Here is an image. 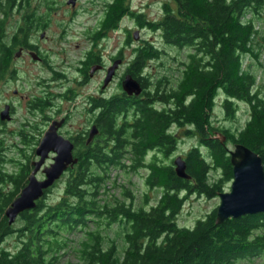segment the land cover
I'll list each match as a JSON object with an SVG mask.
<instances>
[{
	"label": "trees",
	"instance_id": "trees-1",
	"mask_svg": "<svg viewBox=\"0 0 264 264\" xmlns=\"http://www.w3.org/2000/svg\"><path fill=\"white\" fill-rule=\"evenodd\" d=\"M128 1L111 2L104 29L128 17L158 35L161 47L139 40L124 66L141 94L91 101L99 111L96 141L75 140L76 163L35 208L18 216L17 226L4 213L27 183L30 161L13 173L0 171V182L7 184L0 186V246L11 236L18 242L15 250L0 248V264H59L69 255L75 261L65 264H264V213L216 224L214 209L191 228L176 220L189 195L217 198L232 181L229 144L258 154L264 168V92L243 62L258 60L254 21L264 15V0H166L156 21L130 10ZM124 41L125 49L133 45ZM10 54L2 51L3 71ZM164 59L168 68L153 76L148 65ZM219 99L229 121L246 105L247 122L215 127L211 114ZM181 137L196 141L177 156L189 180L173 168ZM2 161L0 154V169ZM111 170L119 173L112 177ZM215 172L218 177L211 178ZM131 175H143L146 188L159 192L153 203L144 194L136 206ZM115 227L118 238L108 232Z\"/></svg>",
	"mask_w": 264,
	"mask_h": 264
},
{
	"label": "flooded vegetation",
	"instance_id": "flooded-vegetation-1",
	"mask_svg": "<svg viewBox=\"0 0 264 264\" xmlns=\"http://www.w3.org/2000/svg\"><path fill=\"white\" fill-rule=\"evenodd\" d=\"M111 2L113 0H102L100 5L98 0H0V34L2 35L0 37V62L4 49H9V53H11L7 67L4 71L0 69V145L5 141V138L2 137L4 134L17 136L21 144H28L29 138L25 129H9L7 131V125L15 120L17 112L23 106L30 112L29 117L36 116L37 123L33 125L29 122V125L37 127L36 130L41 128V131L36 134L38 135L35 143L37 147L43 140L44 134L53 125L57 128V134L71 141L72 144L77 138H80L79 141L81 140L85 144H92L96 141L99 133L96 132L95 137L90 140L89 132L93 126L98 127L96 119L99 117V111L90 107L91 101L106 100L114 95L122 96L123 79L129 76L124 68L126 63H123V59H120L118 55L125 49L122 45L125 41H122L117 50L115 49L109 60L104 55L106 40L111 38L109 34L118 30L116 29L117 25L109 30L104 29ZM60 13L62 14L60 15ZM80 15H89V17L94 15L95 18L92 25L77 30L78 33L85 34L86 38L81 43L86 45L81 46L79 42H76L74 47L80 52L74 59L69 57L68 44L66 43L69 37L76 38L71 29L75 27L74 21ZM57 16L59 17L57 18ZM57 19H59V24ZM52 21L58 25L50 31L53 37L48 32ZM128 37L130 36L127 33L126 44L131 40L127 41ZM131 42L128 43V46L133 44ZM70 46L72 47V45ZM25 60L28 61L29 66L34 64L39 68L33 84H28L30 79L28 80L27 76L20 75V72H24V68L28 65ZM117 61L120 64L116 67L108 85L104 86L103 80H105L110 67ZM19 62L24 66L18 67ZM120 66L123 70L118 79L116 72ZM96 77H100L98 95H89L86 98L88 125L84 132L68 133V130L65 129L69 114L62 113L58 107L63 102L68 101L70 104V100L76 97L72 84L85 86L89 82L88 80ZM114 79L118 81V88L121 91L117 90L118 92L114 94L108 93ZM9 85L12 86L8 88L11 94L7 93L8 96H5L3 88ZM59 123L61 124L58 127ZM35 150L36 147L32 150L33 156L30 157L31 170L32 162L38 160ZM54 156L55 154H49L47 165L51 163L50 159ZM38 177L39 179L44 178L41 174ZM1 185L7 184L0 182Z\"/></svg>",
	"mask_w": 264,
	"mask_h": 264
},
{
	"label": "rangeland",
	"instance_id": "rangeland-1",
	"mask_svg": "<svg viewBox=\"0 0 264 264\" xmlns=\"http://www.w3.org/2000/svg\"><path fill=\"white\" fill-rule=\"evenodd\" d=\"M166 0H129L127 3L129 4V9L136 12V11H140L143 13V15L145 16V18L147 20H159L161 18V5L162 3H164ZM98 4L101 5L102 0H98ZM62 13H60L61 15ZM59 16H57L58 18ZM249 17V16H248ZM94 15L92 17H89V15H80L79 17H77L76 21H74V26L72 27V31L75 33V37H69L68 42L66 44H68V49H69V57H73L74 59L77 58V53L80 52L79 49L75 48L74 45L76 44V42H79V44L81 46L86 45L81 43L83 40H85V34H81L78 33V29H82V28H86L87 26L92 25L93 19H94ZM57 22L59 24V19H57ZM256 28L259 29V34L258 36H260L259 39V45H258V53H257V58L258 60H256L255 58H250V59H245L244 62V66H246L248 68V70H250L251 72H253V74L256 76V87L258 89H260L261 91L264 92V42H261L260 39L262 37V35L264 34V15L260 18V19H256L254 21ZM57 23H55L54 21L51 22L50 25V30L48 31L50 36L53 37L52 33L50 31H52V28L54 29V27L58 26L55 25ZM116 29H118L115 32L110 33V37L108 38V40H106L105 43V56L107 57V60H109L110 56H112V54L115 52V49L117 50L120 46L122 41L125 40L126 34L128 33V35L130 36V41H132L131 43H133V45L129 46L128 48L123 50V63H126L130 57V53H131V49L134 46V44H136L137 42H139V40H147V41H152L154 43H156L157 46L161 47V42L160 40H158V35L157 34H152L150 33L147 29H141L138 28V26H136L135 22L133 21V19H130L128 17H123L119 23L117 24ZM105 42V41H104ZM72 45V47L70 45ZM104 44V43H102ZM124 45V43L122 44ZM168 53L172 54V56H174L175 52L173 50H169ZM104 56V57H105ZM26 61V60H25ZM165 61V62H164ZM164 61L160 62H152L150 63L149 66V72L154 76L156 74H158V76L160 75L159 73H163L165 71V69L168 68V62L166 59H164ZM26 64H28L25 68H24V72H20L21 76H27V79H30V83L28 84H33V80L36 76V74H38L39 68L32 64L29 66L28 61H26ZM171 65V63H170ZM18 67H23L24 65L21 64L20 62L17 64ZM123 66V64H122ZM122 66L119 67L118 71L116 72L118 79L121 76L122 73ZM100 76V75H98ZM100 77H96L92 80H88L89 82L84 86H80V85H74L72 84V88L74 89V92L76 94H74L76 97L72 98L70 100V104L69 102H63L61 104L60 107H58V109H60L62 111V113H66L69 114V119L67 120V127L65 130H68V133H76V132H84V130L86 129V126L88 125L87 123V111H86V107L87 106V101L86 98L89 95H98V85H99V81ZM115 81L112 83L109 92H112V94H114L115 92H118L120 89L118 88V81L116 79H114ZM24 81V80H23ZM9 87H12L11 85L6 86L3 88V93L5 96H8L7 93H10V90H8ZM72 89V90H73ZM118 90V91H117ZM121 91V90H120ZM28 95V93H26ZM221 99H219L218 101H216L215 103V108L212 112V122L214 124L215 127H225V128H237L239 126L244 125L247 122V119L249 117V112H248V108L246 107V105L244 104H240L238 112L236 113V117L234 120H226L225 116L223 115L224 113H222L221 111ZM30 112L28 110H26V108L23 106L21 109H19V111L16 114L15 120L7 125V131L9 129H25V132L29 138V142H27V145H23L20 143L19 138L17 136H12L9 134H4V136H2L3 138H5L4 143H2L0 145V154L1 157H4V159H6V161H2L3 165L0 169V171L2 172H6L8 174L15 172L18 167L17 166H22L28 163V159L30 161V157L33 156V152L32 150L35 149V147H37L36 143V139L37 136L36 134H38L41 131V128L39 130H36L37 127H33L31 125H29V122L31 124H36V116L35 117H29ZM62 115V114H60ZM34 119V121H33ZM26 126V127H24ZM64 130V131H65ZM66 132V131H65ZM33 133H35L34 135H32ZM67 133V132H66ZM65 134V133H64ZM216 138H219L218 135L215 136ZM181 143L178 147V150L176 152V154L172 157V159L174 158V160L177 158V156H182V154H184L186 151H188V149L196 143V141H194L195 139L193 138H182L180 139ZM234 145L229 144L227 146L228 149H233ZM202 151L204 152V149H202ZM112 172L110 173L112 177H115V174H118L119 172L111 170ZM2 172V173H3ZM143 175H145L144 171H143ZM143 175H131V177L129 179H131V186L130 187L132 189V191L134 192V196L136 197V206L141 205L144 194L149 195V197L151 198V202L153 203L155 201L156 198H158V193L159 192H150L146 186L144 185L143 181ZM219 175L218 172L212 173L211 174V178H217ZM39 178V177H38ZM120 180H123L124 183L126 185H128V183H126L127 179H123L120 177ZM128 181V180H127ZM63 182V179L60 180V183ZM57 185V184H56ZM231 185V181H227L225 183V190L223 192H228L229 188ZM59 190L61 188L60 184L57 185ZM5 188L7 187V185L4 186ZM7 190H9L7 188ZM58 190V191H59ZM58 192L55 191L53 193V197L55 195H57ZM52 197V198H53ZM50 198V199H52ZM218 203H219V199L218 198H207V197H202L199 195H189L187 198V201L184 203L182 211L180 213V215L177 217V224L180 227H187V228H191L193 226V224H195L196 220L199 218L204 217L206 214L210 213L212 210L216 209L218 207ZM18 218V217H17ZM16 218V219H17ZM18 220H16L15 223H13V226H17ZM20 224V223H19ZM112 231H108L109 233H111L110 235L112 236V238L116 237L118 238L117 235H115V233L117 232V228H113L111 229ZM15 237L11 236L8 237L6 239H4L5 241L2 243V245L0 246V248H5L8 250H15V247L18 246V242L14 239ZM74 238V237H73ZM65 261H69V262H74L75 261V257L74 255H69L67 256V258H64L63 260H61L60 262H58L59 264H65Z\"/></svg>",
	"mask_w": 264,
	"mask_h": 264
},
{
	"label": "water",
	"instance_id": "water-1",
	"mask_svg": "<svg viewBox=\"0 0 264 264\" xmlns=\"http://www.w3.org/2000/svg\"><path fill=\"white\" fill-rule=\"evenodd\" d=\"M120 64L114 62L105 77L104 86H107L114 75L116 67ZM142 88L131 76H126L122 82V92L129 96H139ZM61 123L57 124L58 127ZM55 125L44 134L43 140L36 147L35 155L38 160L32 162V170L29 173L27 183L19 196L13 199L10 207L5 211L8 224L15 223L16 218L24 211H29L36 206V202L44 196L45 191L52 188L67 170L76 163L73 159V144L57 134ZM96 127L89 132L91 140L96 135ZM219 140L225 141V137L219 135ZM55 154L51 163L47 165L49 154ZM232 166V181L228 192L219 193L218 207L216 208V224H222L229 219H236L246 215L264 213V168L262 159L255 152H251L241 144H235L233 149L227 151ZM175 175L178 178L189 180L186 173L185 162L177 157L173 161ZM42 168V169H41ZM44 176L39 179L38 175Z\"/></svg>",
	"mask_w": 264,
	"mask_h": 264
},
{
	"label": "bare ground",
	"instance_id": "bare-ground-1",
	"mask_svg": "<svg viewBox=\"0 0 264 264\" xmlns=\"http://www.w3.org/2000/svg\"><path fill=\"white\" fill-rule=\"evenodd\" d=\"M57 132V131H56Z\"/></svg>",
	"mask_w": 264,
	"mask_h": 264
}]
</instances>
